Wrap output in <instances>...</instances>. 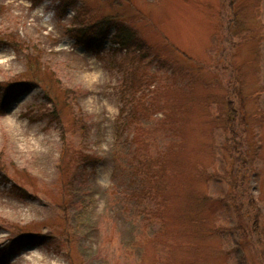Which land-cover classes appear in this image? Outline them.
<instances>
[{
    "label": "rangeland",
    "instance_id": "obj_1",
    "mask_svg": "<svg viewBox=\"0 0 264 264\" xmlns=\"http://www.w3.org/2000/svg\"><path fill=\"white\" fill-rule=\"evenodd\" d=\"M109 1L89 2L99 17L110 13L138 31L149 46L147 70L157 79L150 87L160 84L154 103L180 112L175 125L183 131L184 147L177 158L168 159L172 174L166 205L159 210L161 205H148L164 223L153 233L155 215L120 205L122 196L107 192L115 183L111 148L121 106L117 60L123 61L124 51L114 50L117 44L109 39L97 53L78 45L66 31L74 25V6L59 17L58 0H0V97L8 82L27 78V59L36 56L63 118L69 121L75 111L85 127L67 132L72 147L67 197L73 198L65 208L64 119L54 118L52 103L37 84L24 85L22 93L11 94L0 106V250L13 240L22 241L0 264H159L170 255L193 259V264H264V0ZM159 64L173 66L178 85H171L173 79L165 78L168 72L157 68ZM67 89L77 96L64 106ZM225 97L236 112L235 134L217 125L209 137L203 115L216 108L220 112ZM201 139L208 143L205 148ZM237 147L248 169L229 186L224 150L238 155ZM197 166L211 175L200 176ZM198 195L216 204L195 206ZM238 195L243 205L250 195L257 200L261 221L260 234H252L244 249L230 230L236 221L231 205L239 203ZM80 200L79 207L75 202ZM209 220L217 232L189 235L195 221L203 228ZM25 234L34 236L31 243L23 244ZM65 240L72 243V255Z\"/></svg>",
    "mask_w": 264,
    "mask_h": 264
},
{
    "label": "trees",
    "instance_id": "obj_2",
    "mask_svg": "<svg viewBox=\"0 0 264 264\" xmlns=\"http://www.w3.org/2000/svg\"><path fill=\"white\" fill-rule=\"evenodd\" d=\"M40 0H31L34 4H37ZM90 0H82L81 4H77V0H58L56 4V10L59 17L64 14V12L70 6L75 7V14L73 20V26L66 29L70 36L75 38V42L78 45H83L88 50L98 52L102 49L104 42L109 39L117 47L114 50L124 51L121 59L123 61L117 60L118 64L122 68V77L120 83L118 84V95L121 101V106L118 109V114L115 118V129H114V141L112 142L111 148V160H112V180L114 186H110L107 189L109 195H115L117 198L122 196L120 199V205H133L137 208H142L143 211L148 212L149 217H153V212L148 208V205H166L167 195L165 190L168 188V180L171 177L172 169L168 165L169 157L177 158L180 151L184 147V141L182 140L183 131H181L180 125L176 123V117L179 116L178 108L173 107L161 108L158 107L157 94L160 89V84L155 82L153 87H150L154 81H156V76L152 72L147 70V63L144 59L147 57L146 50L147 46L145 40L139 35L138 31L135 30L131 25L125 23L118 16H112L110 13H105L99 17L97 7L90 4ZM106 4H111V1L104 0ZM111 29H114V33L111 34ZM191 59V58H190ZM148 62V61H147ZM149 64H152L149 62ZM27 70L26 79H19L18 81H10L7 83L8 88H2L0 97V106L6 103L7 98L14 93H22V87L28 85H39L44 93H46L50 102L52 103L53 109L49 110L53 113L54 118L63 122L64 119V149L62 150L61 158L64 159V203L65 208L67 205L71 204L72 196H68L67 186L70 188V180L68 179V162L72 155V147L67 137L68 130L73 132H83L85 127L82 123L83 118L78 115L77 112H70V119L66 121V116L61 115L59 108L62 105H58L57 96H52L53 93L50 90V86L46 81L40 76V65L36 56H30L27 59ZM160 70L165 69V78H172L173 84L178 85V79L171 75L175 73L173 66L168 67L159 64ZM194 66L190 68L187 67V72H191ZM187 77V75H186ZM187 84V81L184 82ZM72 94L73 97H69ZM77 93L75 90L67 89L64 91V106L68 105L72 98H75ZM228 97L224 98V103L222 106L216 108L215 110H208L203 115V119L209 124L211 137L214 134V127L217 125H222L227 128L229 127V132L235 134L234 127V114L235 109L227 104ZM157 110H163L161 117H155L154 114ZM216 112V113H215ZM221 114L225 115V118L221 119ZM246 116L243 115L245 120ZM78 124L80 128L76 125ZM214 126V127H213ZM240 127V123L237 124ZM245 131V128H242ZM70 133V134H71ZM238 131L236 130V136ZM158 143L161 141L160 144ZM242 140V137L239 139ZM243 141V140H242ZM203 144L202 147L206 146L208 143L201 139ZM231 147V146H230ZM205 148V147H204ZM238 155H233V152L226 148L224 150V155L228 157L229 160L225 161L226 167L224 171L228 177L229 186L235 184L231 183L232 179L236 176L246 175L245 160L246 158L242 156L240 149L237 147L235 151ZM249 153V149L246 150ZM85 155H77L76 158H84ZM238 166V167H237ZM206 168L203 166H197L196 171L200 176L209 177L211 174H207ZM212 175H219V172H213ZM242 182V178L240 179ZM158 188L163 191L158 193ZM240 188L243 186L240 184ZM194 192V191H193ZM67 193V194H66ZM246 194V193H244ZM192 196V194H191ZM242 195H238L237 200L239 203L235 202L233 210L235 211V224L230 229L234 234L237 235V244L240 247H244L252 240V234H260L261 221L259 220V205L257 200L249 196L247 205H243L244 199ZM119 199V198H118ZM195 199V197H194ZM221 199V198H220ZM195 206H199L200 203H213L216 204L208 196L198 195L195 199ZM225 202V201H223ZM75 205L79 207L83 205L82 201L75 202ZM203 207V205H200ZM223 206V205H218ZM217 206V207H218ZM69 208V207H68ZM154 223L156 224V229L153 233L156 234L157 230H160V223H164V217L160 218L159 215H155ZM169 217V215H168ZM68 218L64 216V221ZM197 220V219H196ZM199 221V220H198ZM199 222H194V232H190L192 236L196 235H212L215 229L214 224H210V220L205 223L203 228L198 226ZM224 228H219V231H223ZM24 238L23 244L25 242L31 243L30 234H25L22 236ZM70 238V237H69ZM152 239V238H151ZM66 241L67 253L72 250V243L69 240ZM22 241L13 240L7 248L0 250V260L7 261L10 254L15 253L20 249ZM250 245V244H249ZM252 245V244H251ZM237 248L239 246L237 245ZM240 249V248H239ZM72 255V254H70ZM75 255V254H74ZM80 264L82 262L79 260ZM159 264H193V259L190 262L181 260L180 258H175L170 255L169 261L167 263L159 262Z\"/></svg>",
    "mask_w": 264,
    "mask_h": 264
}]
</instances>
